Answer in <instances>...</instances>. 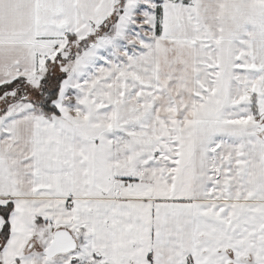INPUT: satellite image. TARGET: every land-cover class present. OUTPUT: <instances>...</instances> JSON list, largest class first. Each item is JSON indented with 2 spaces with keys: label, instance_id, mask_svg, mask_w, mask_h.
Wrapping results in <instances>:
<instances>
[{
  "label": "snow or ice",
  "instance_id": "1",
  "mask_svg": "<svg viewBox=\"0 0 264 264\" xmlns=\"http://www.w3.org/2000/svg\"><path fill=\"white\" fill-rule=\"evenodd\" d=\"M0 264H264V0H0Z\"/></svg>",
  "mask_w": 264,
  "mask_h": 264
}]
</instances>
